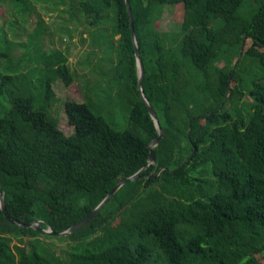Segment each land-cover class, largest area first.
Here are the masks:
<instances>
[{
    "label": "trees",
    "instance_id": "1",
    "mask_svg": "<svg viewBox=\"0 0 264 264\" xmlns=\"http://www.w3.org/2000/svg\"><path fill=\"white\" fill-rule=\"evenodd\" d=\"M12 3L21 15L34 10L30 0ZM78 3L94 29L92 42L112 54L105 75L131 106L125 130L87 101L67 100L74 127L67 135L50 111L54 83L76 79L68 54L42 48L43 19L20 43L0 26V194L12 220L39 221L56 234L146 166L160 134L139 89L126 0ZM167 4L184 6L179 38L158 28ZM130 5L143 91L164 132L153 148L156 161L61 237L73 242L68 260L39 239L59 236L13 224L0 209V264H264V0ZM15 45L23 55L12 54ZM248 61L259 70L249 80L240 73ZM37 73L41 91L33 94Z\"/></svg>",
    "mask_w": 264,
    "mask_h": 264
},
{
    "label": "rangeland",
    "instance_id": "2",
    "mask_svg": "<svg viewBox=\"0 0 264 264\" xmlns=\"http://www.w3.org/2000/svg\"><path fill=\"white\" fill-rule=\"evenodd\" d=\"M34 4V10L26 15L16 13L12 0H0V26H3L14 43L28 41L33 34L40 19L47 26L41 46L44 50H64L70 59V66L76 79L71 85H66L61 79L54 83L56 92L55 101L51 107V116L55 118L60 128L70 135L74 127L69 123L65 102L76 100L87 101L95 113L103 116L111 125L119 130L129 127L131 106L121 100L117 95V87L112 77L105 75L110 70V58L105 44L94 45L92 42L93 27L79 10V0H30ZM245 3L240 12L248 9ZM247 8V9H246ZM184 18V6L182 4H167L163 7L161 17L158 20V28L172 37L179 38ZM110 25V24H109ZM107 23L103 26L109 27ZM111 26V25H110ZM252 44L250 38L246 39L244 49ZM25 49L15 45L12 54L19 57ZM113 56H115L113 54ZM236 59H234V62ZM223 66L222 60L218 63ZM108 70V73H109ZM259 70L254 63L248 61L241 68V76L246 79H254ZM29 90L33 94L41 91L39 74H35ZM246 99H251L246 97ZM2 105L9 107L4 100ZM43 245L52 249L62 259H69L70 246L73 244L69 238H49L40 235Z\"/></svg>",
    "mask_w": 264,
    "mask_h": 264
},
{
    "label": "water",
    "instance_id": "3",
    "mask_svg": "<svg viewBox=\"0 0 264 264\" xmlns=\"http://www.w3.org/2000/svg\"><path fill=\"white\" fill-rule=\"evenodd\" d=\"M127 2V6H128V11H129V15H130V20H131V31H132V37H133V41H134V45L136 48V56H137V65H138V75H139V80H138V85H139V89L141 92V96L142 99L144 100L145 104L147 105L149 112L160 132L159 136L154 138L152 140V142L150 143V149H151V154L149 157V161L148 164L146 166H144L140 171H138L137 173L126 177L124 179H122L118 185L103 199V201L89 214L87 215L84 219H82L80 222L76 223L75 225H73L72 227H70L69 229L63 231V233L60 234H56L54 233L52 230H43L40 227V222L36 221L33 222L31 224H24V223H18L14 220H12L8 214L7 208H6V203H5V199L4 197L0 194V209L2 210V212L4 213L5 217L7 218L8 221H10L13 224L19 225L21 227H31V228H35L37 230H41L42 232L49 234V235H57L59 237H63L64 235H68L72 232H74L76 229L80 228L82 225H84L90 218H92L114 195L115 193L127 182L132 181V180H137L140 177H142V172L143 170H145L151 163H154L156 161L155 159V153H154V147L159 143L161 137L163 136L164 132L163 129L161 127L160 121L158 119V116L155 112V110L153 109V107L151 106L148 98L146 97L144 91H143V86H142V80H143V76H144V64H143V60L140 56V50H139V46H138V41H137V37L135 34V29H134V24H133V16H132V9H131V5H130V0H126ZM162 170V169H161Z\"/></svg>",
    "mask_w": 264,
    "mask_h": 264
}]
</instances>
